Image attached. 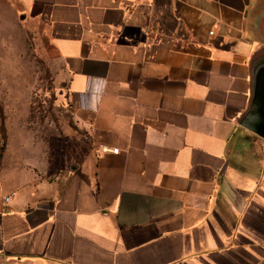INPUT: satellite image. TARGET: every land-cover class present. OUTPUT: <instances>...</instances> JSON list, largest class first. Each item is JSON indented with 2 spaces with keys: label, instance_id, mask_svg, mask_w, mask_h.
I'll return each instance as SVG.
<instances>
[{
  "label": "crops",
  "instance_id": "0c3cea01",
  "mask_svg": "<svg viewBox=\"0 0 264 264\" xmlns=\"http://www.w3.org/2000/svg\"><path fill=\"white\" fill-rule=\"evenodd\" d=\"M20 2L98 156L58 190L5 168L0 264H264V145L240 123L264 0Z\"/></svg>",
  "mask_w": 264,
  "mask_h": 264
},
{
  "label": "rangeland",
  "instance_id": "374dc122",
  "mask_svg": "<svg viewBox=\"0 0 264 264\" xmlns=\"http://www.w3.org/2000/svg\"><path fill=\"white\" fill-rule=\"evenodd\" d=\"M67 76L49 26L20 0H0V179L7 167H30L58 190L71 168L95 163Z\"/></svg>",
  "mask_w": 264,
  "mask_h": 264
},
{
  "label": "water",
  "instance_id": "95a60500",
  "mask_svg": "<svg viewBox=\"0 0 264 264\" xmlns=\"http://www.w3.org/2000/svg\"><path fill=\"white\" fill-rule=\"evenodd\" d=\"M250 69V102L240 117V123L264 138V50L253 56Z\"/></svg>",
  "mask_w": 264,
  "mask_h": 264
},
{
  "label": "built area",
  "instance_id": "2783aa9c",
  "mask_svg": "<svg viewBox=\"0 0 264 264\" xmlns=\"http://www.w3.org/2000/svg\"><path fill=\"white\" fill-rule=\"evenodd\" d=\"M111 150H112L113 152H118L119 148H118V147H113V148H111ZM4 199H5V200H8V199H9V195H6V196L4 197Z\"/></svg>",
  "mask_w": 264,
  "mask_h": 264
}]
</instances>
